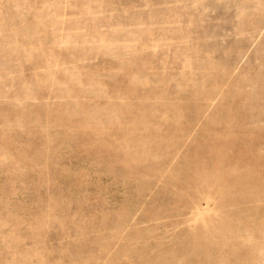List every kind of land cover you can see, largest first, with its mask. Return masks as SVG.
Masks as SVG:
<instances>
[{
	"label": "rangeland",
	"instance_id": "374dc122",
	"mask_svg": "<svg viewBox=\"0 0 264 264\" xmlns=\"http://www.w3.org/2000/svg\"><path fill=\"white\" fill-rule=\"evenodd\" d=\"M0 264H264V0H0Z\"/></svg>",
	"mask_w": 264,
	"mask_h": 264
}]
</instances>
